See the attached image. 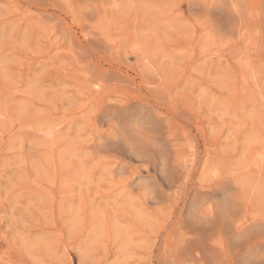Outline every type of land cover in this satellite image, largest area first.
<instances>
[{
  "label": "rangeland",
  "instance_id": "obj_1",
  "mask_svg": "<svg viewBox=\"0 0 264 264\" xmlns=\"http://www.w3.org/2000/svg\"><path fill=\"white\" fill-rule=\"evenodd\" d=\"M0 264H264V0H0Z\"/></svg>",
  "mask_w": 264,
  "mask_h": 264
},
{
  "label": "bare ground",
  "instance_id": "obj_2",
  "mask_svg": "<svg viewBox=\"0 0 264 264\" xmlns=\"http://www.w3.org/2000/svg\"><path fill=\"white\" fill-rule=\"evenodd\" d=\"M101 24V22H100V19L97 21V24ZM103 29H99V33H98V35H100L101 36V38H102V35H104V33H103ZM103 40H104V38H103ZM48 137V136H47ZM123 141V140H122ZM127 141V140H126ZM123 148V147H122ZM135 151V150H134ZM131 156V155H130ZM157 157V156H156ZM148 161V160H147ZM159 164H160V166H161V170H162V166L164 165V159H163V157L160 155L159 156ZM159 172V171H158ZM163 172H165V171H163ZM161 174H162V171H161ZM233 187V186H232ZM218 192V191H217ZM220 194V193H219ZM222 196V195H221ZM223 199V198H222ZM196 207V206H195ZM257 210V209H256ZM197 211V210H196ZM192 213V212H191ZM234 224H235V229H237V230H239V229H245V221H243V220H240V219H238V220H235L234 221ZM247 229V228H246ZM236 231V230H235ZM240 236V235H239ZM255 242H253L252 244H254ZM175 261V260H174Z\"/></svg>",
  "mask_w": 264,
  "mask_h": 264
}]
</instances>
